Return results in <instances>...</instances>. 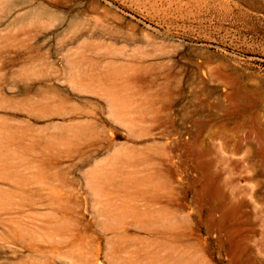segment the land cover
Returning a JSON list of instances; mask_svg holds the SVG:
<instances>
[{"label":"rangeland","instance_id":"374dc122","mask_svg":"<svg viewBox=\"0 0 264 264\" xmlns=\"http://www.w3.org/2000/svg\"><path fill=\"white\" fill-rule=\"evenodd\" d=\"M262 149L264 0H0V264H264Z\"/></svg>","mask_w":264,"mask_h":264},{"label":"bare ground","instance_id":"6f19581e","mask_svg":"<svg viewBox=\"0 0 264 264\" xmlns=\"http://www.w3.org/2000/svg\"><path fill=\"white\" fill-rule=\"evenodd\" d=\"M80 37H81L80 34H73L69 39H67L63 43V52H64L65 56L68 59H72V61H74L78 65L88 63L90 60H92L93 55H96L97 51H98L95 46H93L89 43L78 44L77 41L80 39ZM108 51L110 54L114 53L111 49L109 50V47H108ZM127 67H129V66H127ZM123 68H125V66H123ZM129 69H132L133 71H135L133 66L130 67ZM131 77H133L134 80H132ZM131 77L129 80H127L128 85H133L134 87L146 86L145 82L139 80V78L135 74ZM163 87H167V85L164 84ZM241 110H244V109H241ZM200 141H201L200 140V132H198L195 136V141H194V143H195L194 149H195V153L197 154L198 157H202L205 153L204 151H203L204 153H202V150H200V148H199V145L201 144ZM262 155L264 157V149H262ZM257 157H258V155H257ZM210 166H211V164H209L206 161H199V167L204 171V173L206 175L207 184L212 185V192H211L212 195H214L215 197H224L225 195L223 194L221 189L214 184L215 180H213V176L211 175ZM251 179H254V180L259 179V176L254 175L251 177ZM240 207L241 206L238 205L236 207L230 208L229 213H231V214L235 213L237 210H240Z\"/></svg>","mask_w":264,"mask_h":264}]
</instances>
